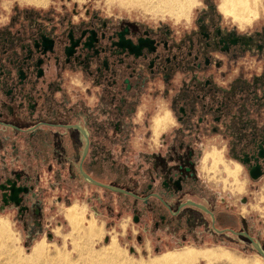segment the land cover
<instances>
[{"label":"flooded vegetation","instance_id":"obj_1","mask_svg":"<svg viewBox=\"0 0 264 264\" xmlns=\"http://www.w3.org/2000/svg\"><path fill=\"white\" fill-rule=\"evenodd\" d=\"M200 1L177 27L90 9L0 11V149L17 137L24 156L45 168L76 162L69 179L116 195L133 223L146 220L152 232L209 236L261 256L255 245L264 252V236L218 196L222 182L217 190L210 181L217 174L230 186L239 168L247 182L264 180L261 2L260 14L240 26L224 22L214 0ZM16 174L28 209L4 204L1 189L0 206L12 207L33 238L37 177L0 160V183Z\"/></svg>","mask_w":264,"mask_h":264},{"label":"rangeland","instance_id":"obj_2","mask_svg":"<svg viewBox=\"0 0 264 264\" xmlns=\"http://www.w3.org/2000/svg\"><path fill=\"white\" fill-rule=\"evenodd\" d=\"M194 4L192 5L190 11L185 16L180 17L179 19L173 18L168 13H162L160 11H154L151 9H146L142 5L136 3H127L122 2L121 0H45V3H28L20 0H0V11L1 17L7 16L9 13L18 12L23 9H38V10H72L83 11L85 9L95 10L99 12L104 17H122L127 20H132L136 22H142L150 26H156L159 24L167 23L171 26H183L187 24L189 20L194 16L197 9L202 6L200 0H194ZM262 7V15L255 19L258 25H264V0H260ZM31 4L44 5V6H35ZM214 4L217 7V10L220 12V15L224 22L228 24L235 23L230 16L224 15L222 11L219 10L218 4L219 0H214ZM260 14V12H259ZM255 21L251 23V25L255 24ZM217 172V170L215 171ZM233 178V177H231ZM212 183H215V187L217 190L221 188L216 185L218 181L222 182L223 192L218 195L225 199V203H231L233 206V211L242 214L247 221L249 222V226L258 233L259 236H264V180L260 182H247L244 180L240 173V168L238 173L233 181H231L230 186L226 183H229L226 178L215 175L210 178ZM234 185V187H233ZM235 185H239L238 189ZM230 188L231 195L228 197L225 192ZM247 198L246 203H240L239 199L241 197ZM50 198H46L45 204L41 205V214H40V227L38 232L33 238L28 237L29 225L23 226L20 220L17 219L16 214L11 210H0V221L4 223L5 228L8 229L9 239L3 235H0V253L3 257L7 255L8 252H5V248L7 250L17 251L20 255H25L30 252L32 245L39 240L40 238H44L47 242V247L53 251L54 249H61V251L66 252L72 259L74 263L78 261V257L81 254H85L81 248L85 251L90 247L94 251H99L101 247L108 244L113 236L116 237L119 250L125 257L128 262H133L135 264L139 263H147L149 259H152L154 256L159 255L165 251H182L188 248H193L199 251H202L205 248H216L217 250L225 251L223 248L217 246L218 243H213L209 236H204L202 239H189L184 242H170L164 245H159V247L154 248L152 252L149 254H143L137 243H140L142 239L145 238L143 235V230L140 224L134 225L131 218H129L128 211H125L121 208L120 218L119 214L117 216H112L110 211L99 213L94 216L96 218V224L101 226V233L99 236H94V238H86L83 236L82 231L80 229H74L64 217L65 213V202L56 203L49 200ZM73 198H71L72 200ZM52 200V199H51ZM70 201V199H68ZM49 201V202H48ZM220 204L219 202H217ZM81 209V208H80ZM84 217L93 218V212L91 210L85 211L81 209ZM111 217L115 218L113 222H115L116 227L111 229L109 226ZM118 219V220H117ZM73 228V229H72ZM72 229V230H71ZM73 231V232H72ZM72 232V233H71ZM79 232V233H78ZM70 233L72 236H70ZM78 233V234H76ZM137 235H141L140 238ZM74 237V240H71ZM77 237V238H76ZM98 237V238H97ZM79 239V240H77ZM81 239H83L81 241ZM77 240L76 242H73ZM89 241V242H88ZM93 241V242H92ZM8 242V243H7ZM10 242V243H9ZM80 242V243H77ZM88 242V243H87ZM54 243V244H53ZM84 243V244H83ZM86 243V244H85ZM90 243V245H89ZM53 244V245H52ZM77 244V247L74 245ZM5 245V246H4ZM10 245V246H9ZM80 245V248H79ZM3 250L1 247H3ZM55 246V247H54ZM58 248H57V247ZM84 246V247H83ZM133 246V249H132ZM235 247L234 245H232ZM9 247H12L11 249ZM65 247V248H64ZM9 248V249H8ZM53 248V249H52ZM77 248V249H76ZM65 251H64V250ZM96 249V250H94ZM238 249V248H237ZM2 250V251H1ZM75 250V251H74ZM80 250V251H78ZM87 250V251H89ZM207 250V249H205ZM233 253L234 256L241 258L249 263L254 264L256 261H259L258 264H264V259L252 248L247 247L243 252L236 251L234 249H228ZM226 252V251H225ZM80 253V255H79ZM0 255V260H3V257ZM256 260V261H255ZM136 261V262H135ZM143 261V262H142ZM211 262V263H210ZM190 264H230L226 260L223 261H208L200 256L197 257Z\"/></svg>","mask_w":264,"mask_h":264},{"label":"bare ground","instance_id":"obj_3","mask_svg":"<svg viewBox=\"0 0 264 264\" xmlns=\"http://www.w3.org/2000/svg\"><path fill=\"white\" fill-rule=\"evenodd\" d=\"M20 1H25L28 3H37V4L45 3V0H20ZM121 1L127 3H136L142 5L146 9L160 11L162 13H168L175 19H179L180 17L188 14L192 5L195 2L194 0H121ZM218 8L220 11H222L224 15L230 16L240 26L250 23L253 20V18H255L260 12L258 0H219ZM64 215L66 216L68 223L74 229L76 228L80 229L82 231L81 234H83V236L86 238H90V240L91 238H94V236L95 237L99 236V234L101 233V227L95 223L93 218L86 220L83 215V212L81 211V209L78 207L77 204H74L73 206L66 208ZM4 223L0 221V235H2V237L3 235H5L9 239L8 229L5 228ZM71 233L70 236H72ZM71 240H74V237H72ZM77 240L73 242H76ZM82 240L83 239H81V241ZM1 243L2 242L0 241V244ZM4 246L1 247L2 250ZM47 246L48 245L45 239L40 238L32 245L30 252L25 255H20L17 251H13L11 249L12 247H9L11 250L6 251L7 249L6 247L4 250L5 252L8 253L7 255H5L6 257L4 256L5 260L4 257L2 256L4 252L2 253V255L0 253V255L3 257L4 260V261L0 260V264H135L133 262H128L125 259V257L119 250L120 247H118V243L115 236L112 237V239L108 244L101 247L99 251L93 252L92 250H89L90 247L87 249L89 251L87 250L85 251L83 248H81L86 253L81 255L79 253L80 256L78 257V261L76 263H74L70 258L69 252L67 254L66 252L61 251V249H54L53 251H51ZM74 246L77 247V244ZM200 256L204 257L208 261V263L209 261L226 260L230 264H252L241 258L232 256L225 251H221L217 249H207V250L199 251L193 248L191 249L188 248L182 251L168 250L159 255L154 256L152 259H149V262L146 261L147 263H139V264H190L197 257ZM258 263L259 261H256L254 264H258Z\"/></svg>","mask_w":264,"mask_h":264},{"label":"crops","instance_id":"obj_4","mask_svg":"<svg viewBox=\"0 0 264 264\" xmlns=\"http://www.w3.org/2000/svg\"><path fill=\"white\" fill-rule=\"evenodd\" d=\"M54 148L59 150L57 144H55ZM25 150H27V147L24 142L19 140L17 137H13L0 149V160L4 158L6 164L10 167H14L18 171L24 170L25 173L30 177H37L34 190V193L37 197L33 199L34 202H39L41 205H43L45 204V200L48 197L50 198L49 200L55 202V204L65 202V200H67L65 208L67 206L77 204L79 208L85 211L91 210L93 212V218H95L94 216L98 215L99 213H107L108 211L112 213V216H117V214H119L118 218H120L121 208L127 211V204L124 203V201L121 202L116 195L112 194L111 196L105 197L102 194V189L89 185L81 178L74 176L73 179H69L67 177V166L70 164L72 165V168L75 169L78 166L76 162L50 160L47 163L48 166L45 168V165H42L43 163L35 158L32 153H30V157L24 156ZM71 198L73 199L71 200ZM68 199H70V201ZM4 209H9L13 213L15 212L12 207L3 208L0 206V210ZM115 218L111 217L109 223L111 229L116 227L115 222H113L116 220ZM129 218H131L130 213ZM140 226L142 227L141 229L143 230V235L145 238L137 244L139 245V249L143 254H149L154 250V248L166 243L184 242L189 239H197V237L193 236L173 237L170 234H165L163 231L152 232L149 229V223L146 220H144L143 223H140ZM137 237L140 238L141 235H137ZM198 239L200 240V237H198ZM108 241H110V239ZM230 244L231 245H227L225 243L219 242L217 246L220 245V247H223L224 249L230 248L239 252L244 251L242 249V244V246L234 243Z\"/></svg>","mask_w":264,"mask_h":264},{"label":"water","instance_id":"obj_5","mask_svg":"<svg viewBox=\"0 0 264 264\" xmlns=\"http://www.w3.org/2000/svg\"><path fill=\"white\" fill-rule=\"evenodd\" d=\"M19 179V174H16L15 179L6 178L3 183H0V189L3 190L2 192V202L4 204L12 203L14 206L18 207L19 210H26L28 209V206L21 204L23 201V196L21 193L27 192V187L23 186L21 184L17 185V181ZM116 190H122L115 188ZM134 220H137V217H134ZM243 234L246 237H248L245 233H239ZM258 252L261 254V256L264 258V252L261 250V248L258 245H255Z\"/></svg>","mask_w":264,"mask_h":264}]
</instances>
